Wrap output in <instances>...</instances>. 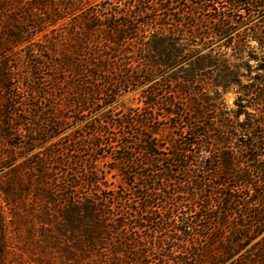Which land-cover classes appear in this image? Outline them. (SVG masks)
Returning <instances> with one entry per match:
<instances>
[{"label":"trees","instance_id":"1","mask_svg":"<svg viewBox=\"0 0 264 264\" xmlns=\"http://www.w3.org/2000/svg\"><path fill=\"white\" fill-rule=\"evenodd\" d=\"M260 14L264 0H0V264H264ZM132 82L149 93L110 120ZM162 120L180 143L107 133ZM105 148L119 180L83 154Z\"/></svg>","mask_w":264,"mask_h":264},{"label":"rangeland","instance_id":"2","mask_svg":"<svg viewBox=\"0 0 264 264\" xmlns=\"http://www.w3.org/2000/svg\"><path fill=\"white\" fill-rule=\"evenodd\" d=\"M231 12V11H228ZM244 12L243 10L240 11V13ZM256 24L259 27H264V15H261L256 18L252 25ZM243 38V37H242ZM242 42H248V44L250 45V47L255 48L256 47V43L253 41H248V39H246L244 37V39H242ZM227 44V43H226ZM229 45V44H228ZM214 46H217V44H215ZM222 50L227 51L228 52V56L231 55V53L233 52L230 48L226 49L225 47L222 48ZM249 51V50H248ZM245 57L247 54H244ZM228 58V57H227ZM246 60V59H245ZM230 61L232 63H238V60L236 59H230ZM249 66H254L255 62L254 61H247ZM245 69H240L241 73H247L244 72ZM182 76V75H181ZM160 80V78H159ZM241 82L247 83L248 78L247 77H241L240 78ZM161 82V83H160ZM157 83V88H158V95L159 97L162 96H168L170 91L173 90L175 88V86L170 85L168 82L164 83L162 81H160ZM159 84V85H158ZM144 91V94H148L149 91H147L146 87L141 88L140 86H137L136 82H132L128 89L126 90V92H124L123 96L119 99V104L124 105L125 108L121 107L118 110H116L114 112V114L109 115L108 118L110 120H113L115 122H118L121 119V116L125 113L126 110L129 109H133L135 110L137 107H139L141 105V101L143 100L142 96H141V92ZM56 95H60L59 91H56L55 93ZM222 99L225 103V105L230 109V110H235V100L237 99V94H236V89L234 86H231L228 90H226L223 94H222ZM111 99H106V103H108ZM69 115H72L71 113ZM173 123L171 121L168 120H162L160 122H154V123H150L148 124V131L146 130H142L139 128H130V127H121L119 129L114 130L113 128L111 129H107V133L111 134L110 136H119V137H123V142L126 141L127 139L130 140H137L139 139L141 136L144 135V138L149 135V131H156L157 134L155 135V137L158 139L160 138L161 143L166 144L167 146L170 145L171 143L174 144V142H178L180 143V130L179 129H174L173 128ZM91 129V126L87 127L86 129H84V135H86L85 133H88L89 130ZM67 133H72L74 134V137H79L80 135H82V131H77V129L71 128L70 130H67ZM142 132V134H141ZM65 142L69 141V138H66V134H61L60 136L54 138L50 143H53L55 141H57L58 139H62ZM107 141H109L110 139H105ZM168 143V144H167ZM85 155V159H88L89 163H91V161H93V165H94V169L98 170L100 173L102 172H107V178L110 182H112L114 180V178H116L117 180H119L120 177V166L117 165V163L114 161L116 160L119 156H115V154H113V151L109 148H105V150H92V149H85V152L83 153ZM260 165H264V160H260L259 162ZM94 171V170H93ZM104 177V176H102ZM180 177V176H178ZM259 191H263L264 190V186H260L258 188ZM207 195V193H206ZM201 199H205V195H203L201 197ZM261 238V236L259 237Z\"/></svg>","mask_w":264,"mask_h":264}]
</instances>
